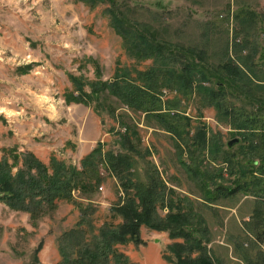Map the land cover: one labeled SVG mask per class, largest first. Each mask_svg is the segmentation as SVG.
<instances>
[{"label":"rangeland","instance_id":"obj_1","mask_svg":"<svg viewBox=\"0 0 264 264\" xmlns=\"http://www.w3.org/2000/svg\"><path fill=\"white\" fill-rule=\"evenodd\" d=\"M114 2L131 23L146 24L161 41L201 51L211 66L227 57L240 61L256 48L252 70L261 81L255 80L257 85L251 87L255 97L264 98V0ZM108 6L107 2L91 6L80 0H0V159L10 163L15 158L13 171L21 167L26 153L46 165L55 157L80 169L81 159L98 144L104 152H124L127 148L121 147L120 135L134 130L130 152L135 176L145 180L156 170L167 191L172 190L176 199L183 198V210L191 206L204 219L211 237L207 244L210 256L222 264H244L232 241L242 239V220L249 218L254 206L251 196L237 191L206 201L198 183L178 161L177 140L153 117L127 107L107 91L95 94L88 104L65 98L74 92L72 76L83 79V89L90 93L87 82L110 80L118 67L143 69L151 64L126 52L123 40L109 24ZM240 10L255 15L252 18ZM235 40L242 49L230 47ZM241 66L251 76V70ZM163 91V98L176 93ZM228 98L234 106L251 108L232 94ZM179 109L191 117L193 125L200 120L218 133L223 148L236 161L243 159L237 130L217 120L212 106L194 94ZM234 137L238 142L228 146ZM254 158L258 165L259 157ZM205 161L210 172L222 169L224 178L233 179L223 162ZM98 167L101 181L94 189L73 188V201L57 199L53 207L34 218L0 202V264H58L60 238L80 217L74 201L94 208L89 220L96 228L120 222L111 207L124 195L116 178L102 164ZM167 211L160 205L157 208L160 216ZM139 235L144 244L127 241L114 246L127 264H172L166 258L172 256L167 246L173 240L166 231L141 225Z\"/></svg>","mask_w":264,"mask_h":264},{"label":"trees","instance_id":"obj_2","mask_svg":"<svg viewBox=\"0 0 264 264\" xmlns=\"http://www.w3.org/2000/svg\"><path fill=\"white\" fill-rule=\"evenodd\" d=\"M80 1L91 6L107 2L109 24L123 40L126 52L138 61L150 60L151 64L143 69L118 67L110 80L87 82L90 93L84 91L83 79L72 76L76 94L66 93L67 101L88 104L97 93L107 91L127 107L153 117L177 140L178 161L198 183L206 201L232 196L237 191L251 196L254 206L249 218L242 220V239L232 244L244 264H264V116L261 115L264 98L255 97L251 87L257 85L255 80L261 81L252 70H255L256 48L240 61L227 57L211 66L201 51L161 41L146 24L131 23L115 7V0ZM240 12L252 18L255 15L247 10ZM238 41H231L230 47L242 49ZM241 64L251 70V76L241 69ZM166 89L176 93L163 98ZM194 94L215 109L217 120L237 130L243 142L241 161H236L234 154L223 148L220 135L209 130L205 122L199 120L193 125L191 117L179 109L182 101L192 99ZM230 94L251 108L234 106L228 98ZM135 136L134 130L121 133L120 145L127 148L124 152H104L98 144L81 159L80 169L55 157L46 165L32 153H26L21 167L13 171L17 165L15 158L10 163L2 158L0 202L34 218L53 207L57 199L73 201V188L82 192L94 189L101 181L100 163L116 178L124 195L111 207L114 216L121 220L96 228L89 220L94 208L74 201L80 217L75 227L60 238L58 264H127V258L116 252L114 246L127 241L144 244L139 235L141 225L168 233L173 240L167 246L172 256L166 259L172 264H222L210 256L207 244L211 237L204 219L191 206L183 210V198L176 199L172 190L167 191L158 172L152 170L145 180L135 176L130 152ZM254 156L259 157L258 165ZM207 158L226 164L227 175L233 179L224 178L222 169L210 172L205 167ZM159 205L168 210L164 216L157 212Z\"/></svg>","mask_w":264,"mask_h":264},{"label":"water","instance_id":"obj_3","mask_svg":"<svg viewBox=\"0 0 264 264\" xmlns=\"http://www.w3.org/2000/svg\"><path fill=\"white\" fill-rule=\"evenodd\" d=\"M238 140H239V138L234 137V138L230 139V140L227 142V145H228V146H231L232 144L238 142Z\"/></svg>","mask_w":264,"mask_h":264}]
</instances>
